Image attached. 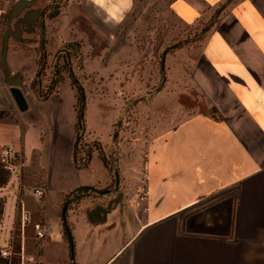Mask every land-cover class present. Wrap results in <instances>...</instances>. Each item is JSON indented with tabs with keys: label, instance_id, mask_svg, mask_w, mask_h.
I'll return each mask as SVG.
<instances>
[{
	"label": "crops",
	"instance_id": "0c3cea01",
	"mask_svg": "<svg viewBox=\"0 0 264 264\" xmlns=\"http://www.w3.org/2000/svg\"><path fill=\"white\" fill-rule=\"evenodd\" d=\"M6 1L0 0L4 31L5 14L15 3ZM136 1L37 0L23 11L47 8L42 28L38 16L29 14L27 22L35 27L8 38L7 77L31 84L42 68L43 85L55 78L48 75L64 52L78 54L79 67L72 57L69 63L85 99L81 144L93 147L77 167L71 73L63 74L45 99L27 102L21 113L0 64V113L5 114L0 150L13 149V173L0 189L5 200L0 227L10 216L12 222L20 205L31 220L38 218L46 227L39 264H50L53 243L73 264H264V0H166L168 13L183 26L207 17L210 22L225 7L201 42L196 73L166 80L164 87L171 84L176 93L155 94L151 123L130 135L118 127L122 100L112 90L124 59H119L124 47L118 34ZM1 50L2 35L0 58ZM100 87L103 93L97 92ZM192 88L217 116L186 113L181 100L191 99ZM95 147L108 161L115 156L108 168ZM114 172L123 202L104 222L88 223L93 205L88 200L66 213L71 261L62 205L78 188L109 189ZM33 189L42 193L36 206L24 196ZM12 192L17 202L7 215L6 194ZM84 192L90 191L76 195Z\"/></svg>",
	"mask_w": 264,
	"mask_h": 264
},
{
	"label": "rangeland",
	"instance_id": "374dc122",
	"mask_svg": "<svg viewBox=\"0 0 264 264\" xmlns=\"http://www.w3.org/2000/svg\"><path fill=\"white\" fill-rule=\"evenodd\" d=\"M8 12L5 14V18ZM210 19V17H207L199 20L194 25L183 26L176 23L168 13L166 0L136 1V5L129 19L118 34L119 47H124L119 51L121 52L119 59L120 57L124 59L121 61L120 72L115 76V79H118V81H116L112 92L115 94L114 97L116 99L122 100V117L118 123L119 128H123L131 135L133 128L138 126L147 127L152 120L148 112L152 110L154 105V95L159 94L162 90V93H160L162 95L176 93V90L171 84H167L164 87L166 80L173 81L179 79L183 74L191 75L193 72L196 73L194 64L198 62L202 63V60H200L201 42L204 36L214 28L215 24L200 37L198 35L207 26ZM3 31L4 26L2 25L0 27V33H3ZM173 45L177 46L166 52L163 70L161 71V54L166 48ZM73 55L74 63L76 64L75 68H78L79 56L78 54ZM52 75L53 72L48 75V78ZM162 76H164V83L162 88H159ZM47 82L43 83L42 86H47ZM104 91L105 89L101 87L97 88V92L103 93ZM191 94L190 100H181L186 113H203L217 116V112L213 108H209L208 103L197 88H192ZM84 144L86 145L87 143ZM114 157L111 155L108 158L109 161H113ZM26 184L32 185L34 188L37 185L29 182ZM112 187L113 184H110L109 189ZM24 196L29 198L32 204L36 206L37 200L32 194L24 193ZM110 196L111 194L97 195L91 192H84L77 197L73 196L67 206L70 210L74 211L81 200L103 201V204H105ZM25 197L24 201L27 204ZM6 199L8 201L6 208L8 215V212L12 213V207L16 205L17 195L15 192L6 194ZM10 220L11 216L0 227V247L6 245L8 238V240H13V250L16 245L19 246V254L23 249L25 255L33 254L37 257L40 241L33 238L31 228L26 226L23 235L17 231V211L14 214L12 222ZM31 221H38V218ZM49 250L48 260L50 264H71L65 252H62L61 245L58 243L51 244Z\"/></svg>",
	"mask_w": 264,
	"mask_h": 264
},
{
	"label": "water",
	"instance_id": "95a60500",
	"mask_svg": "<svg viewBox=\"0 0 264 264\" xmlns=\"http://www.w3.org/2000/svg\"><path fill=\"white\" fill-rule=\"evenodd\" d=\"M37 0H17L10 8L9 14H8V28L3 32L2 34V50H1V58H0V64L4 70V74L7 80V84L10 86L9 88V94L11 96V99L17 108L19 112H25L28 109V103L26 99L24 98L22 94V89L23 85L21 83V78L20 77H12L8 78L9 71L7 69L6 63H5V52H6V44L7 40L9 37L16 36L17 38L19 37L20 33L22 30H28L31 31L32 27L35 25L29 24L27 22V15L32 14L33 16L36 14L39 18V25L41 28L43 27V19H44V14L47 10L46 7L39 8L36 10H28L27 12L23 13L24 10L30 9L36 2ZM225 7V5L221 6L219 10H217L214 18L207 24V26L199 33V37L206 33L208 29L213 25L216 17L219 15L221 10ZM12 23V28L13 30L10 29ZM177 45H173L171 47L166 48L160 57V70H163V64H164V57L167 51L175 48ZM44 57V54H43ZM54 77L57 76V74L53 71ZM164 83V76L161 78V83L159 88H162ZM53 85V82L51 83L50 87L51 88ZM44 98H39V100H43ZM113 187L111 189H104V190H97L94 188H78L76 192H80L82 190H88L94 194L97 195H108V194H113V198L107 201V204L103 206H96L94 209L88 212L87 215V221L89 224H96V223H101L104 222L106 214L114 207H120L123 202V194L118 192V180H117V175L114 172L113 173ZM68 204V200H65L64 204L62 205L61 212H60V220L63 229L65 232L67 231V224H66V219H65V212H66V206ZM69 255L72 260L73 258V251H72V245L71 243L69 244ZM72 264V263H71Z\"/></svg>",
	"mask_w": 264,
	"mask_h": 264
},
{
	"label": "trees",
	"instance_id": "16d2710c",
	"mask_svg": "<svg viewBox=\"0 0 264 264\" xmlns=\"http://www.w3.org/2000/svg\"><path fill=\"white\" fill-rule=\"evenodd\" d=\"M2 35V32L0 33V36ZM73 54L66 53L64 56L60 57V59L56 60L54 65H53V71L57 74V76L54 78V82L51 88H49V85L47 86H42V81L41 79L43 78V69L41 68L38 73H37V78L34 79L31 83V88L34 90L36 93L37 97L39 98H46L49 94L54 92V89L57 85V83L61 80L63 74H69L71 73V67L69 63V57H72ZM76 56V55H75ZM39 64H41V59ZM70 84L73 90L75 91V114H76V121H75V135H76V142H75V163L77 167L83 166L86 159L88 158L89 154L91 153V149L87 148V145L81 144V136L84 131V94L82 91V88L80 84L78 83L76 77L73 76V74H70ZM5 114L0 113V117H3ZM95 151H97L98 156L105 165V167L108 168L109 161L104 158L102 155V152L98 149V147L94 148ZM16 157V156H15ZM17 158V157H16ZM16 162V160H15ZM108 170V169H107ZM9 176L10 173L6 167V164L4 160L0 157V189L5 187L6 184L9 181ZM77 197L79 196L76 195V192L73 191L67 196L68 202L70 203L72 197ZM68 203V204H69ZM5 204L4 198H0V221L2 219L3 215V207ZM69 207L66 206V212H65V219L67 218V211ZM17 229H18V224H17ZM18 231V230H17ZM62 235L67 244L69 245L71 243L72 245V239H71V226L67 224V231L62 227ZM14 243V242H13ZM12 246V255L9 259H3L0 257V264H18V251H19V246L16 245V247L13 250V244L11 243ZM73 261V260H71ZM73 264V262H72Z\"/></svg>",
	"mask_w": 264,
	"mask_h": 264
},
{
	"label": "built area",
	"instance_id": "2783aa9c",
	"mask_svg": "<svg viewBox=\"0 0 264 264\" xmlns=\"http://www.w3.org/2000/svg\"><path fill=\"white\" fill-rule=\"evenodd\" d=\"M17 0H7L6 3L9 5L11 2H16ZM22 94L27 102L34 101L39 99L34 90L31 88V84H25L22 89ZM93 143L87 144V148H92ZM13 149L11 147H6L0 150V157L4 160L6 167L11 175L13 173V164H11ZM33 197L37 201L40 200L42 193L38 189H33ZM29 226L31 228L33 238L37 241H41L46 236V227L40 222H32L29 215L23 210L20 205L18 210V231L23 235L24 228ZM6 245L0 247V257L3 259H9L12 255V246L11 243L13 240H8L7 238ZM18 264H39L37 258L33 254H24L23 249L18 255Z\"/></svg>",
	"mask_w": 264,
	"mask_h": 264
},
{
	"label": "flooded vegetation",
	"instance_id": "af4514ba",
	"mask_svg": "<svg viewBox=\"0 0 264 264\" xmlns=\"http://www.w3.org/2000/svg\"><path fill=\"white\" fill-rule=\"evenodd\" d=\"M66 54V52H64V54H63V56ZM69 60V59H68ZM52 82H54V78L53 79H50L46 84L47 85H49V87H50V85H51V83ZM89 193V192H88ZM92 193V192H91ZM93 202V205H92V207H91V209H94L96 206H105L106 204H107V201H106V203L105 204H103V201L102 202H96V201H92Z\"/></svg>",
	"mask_w": 264,
	"mask_h": 264
}]
</instances>
